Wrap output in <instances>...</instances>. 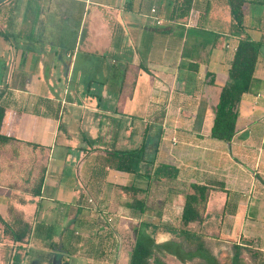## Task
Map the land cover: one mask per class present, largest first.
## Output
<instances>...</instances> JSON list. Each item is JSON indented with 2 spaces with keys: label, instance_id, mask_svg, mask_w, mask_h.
<instances>
[{
  "label": "crops",
  "instance_id": "obj_1",
  "mask_svg": "<svg viewBox=\"0 0 264 264\" xmlns=\"http://www.w3.org/2000/svg\"><path fill=\"white\" fill-rule=\"evenodd\" d=\"M176 2L0 0L1 132L43 146L44 156L26 154L46 165L38 196L0 184L1 216L12 205L32 225L25 243L0 225V264L3 251H24L26 264H50L63 252L119 264L115 251H125L128 264L139 224L172 221L176 208L180 223L193 183L211 187L197 229L206 248L239 245L244 262L264 264V0H245L241 33L227 0H192L183 18L171 16ZM242 37L260 44L257 82L242 95L225 142L210 131ZM144 135L145 159L177 174L152 179L146 192L123 190L146 181L106 166V152L137 147ZM84 196L114 215L120 245Z\"/></svg>",
  "mask_w": 264,
  "mask_h": 264
},
{
  "label": "trees",
  "instance_id": "obj_2",
  "mask_svg": "<svg viewBox=\"0 0 264 264\" xmlns=\"http://www.w3.org/2000/svg\"><path fill=\"white\" fill-rule=\"evenodd\" d=\"M230 8L232 27L236 33L243 31V6L245 0H227ZM192 0H177L172 10V15L176 18H183L188 15ZM260 44L247 37H242L235 49L228 74L224 85L221 87L219 99L214 109L213 124L210 131V137L230 142L236 132V120L238 116V106L242 95L253 90L257 80L253 76L257 58L259 55ZM5 115V108L0 105V184L7 185L14 190L27 192L32 196L40 195L41 186L45 172V157L31 156L27 149H38L42 156L45 154V148L32 142H23L13 136L5 135L1 132V125ZM147 137V136H146ZM146 137L144 135L139 146L134 148H111L106 152V166L121 172H127L134 175L137 179H144L146 187L144 189L131 186L124 187L123 190L131 188L135 192H146L148 184L152 179L166 176L175 177L177 169L169 165L160 164L153 167L145 159ZM145 168L142 169V164ZM7 171L8 173H5ZM192 193L186 194L180 216L179 227H168L167 232L177 235L192 245L185 254L189 258L200 256L208 261L213 260L207 256L206 248L201 234L191 229L194 223H201L206 209L208 193L211 187L206 185L191 184ZM140 211H144V203L136 201ZM131 205V203L129 204ZM0 225L2 234L7 236L14 243H25L32 232V225L26 221L21 211L15 209L12 205L8 207V217L4 218L0 214ZM40 226V223L34 226L33 231ZM146 228H152L150 233L154 232L156 225L141 222L136 229L134 240L131 246L128 264H166L159 256L157 251L160 248H168L169 244L178 247L172 242L155 243L151 235L144 231ZM180 255L179 252L174 251ZM209 258V259H208ZM232 264H244L241 258V247L233 245ZM212 263V262H211ZM12 264H20L18 254L13 255Z\"/></svg>",
  "mask_w": 264,
  "mask_h": 264
},
{
  "label": "rangeland",
  "instance_id": "obj_3",
  "mask_svg": "<svg viewBox=\"0 0 264 264\" xmlns=\"http://www.w3.org/2000/svg\"><path fill=\"white\" fill-rule=\"evenodd\" d=\"M0 41H1L2 45L5 44V42H6V40L1 36H0ZM177 211H179V208H176L174 213H172V221L164 220L162 223L157 224L156 228L154 229L155 230L154 232H156V233L160 232L162 234V237H170V239L168 241L162 242V243L172 242V243H176L179 245L178 247H176L174 245L169 244L168 248L163 247V248H160L157 250V251H160L158 254L165 261L166 264H232L231 257H232L233 251H231L232 249H230L229 247L226 249H223L222 251H211V250H209L210 249L209 248L207 256H209V258L210 257L213 258V260H211V261H208L205 258H202L200 256H195L193 258H189L187 256V254H185V252L189 248L192 249V245L190 246L188 243H186L183 240V238H181L177 235H174L172 233L168 234V232L166 231V229L168 227H179L180 226V223L177 221V215H178ZM115 227H117V226H115ZM124 227H127V225L125 224ZM127 228H129V226ZM191 229L194 231H197L198 224H195V226L191 227ZM151 230H152V228L144 229V231L147 235H151V233H150ZM131 233H133L132 229H131ZM174 251L179 252L180 255L175 254ZM14 252L19 255L20 264H26V257L24 255V251H14ZM66 252H69L71 254L77 253V251H66ZM120 252H119L120 256H118L119 259L117 258V260L119 262H121L119 264H123L124 263L123 261H125V259L127 258L126 257L127 253H125V251H123V254L121 253L122 254L121 255ZM63 253H64L63 259L57 257L56 254L51 255L50 264H87L88 259H86V257H84V256H81V255L66 256L65 252H63ZM12 255L13 254H10L9 251H3V264H12V259H13ZM244 264H247V263L244 262Z\"/></svg>",
  "mask_w": 264,
  "mask_h": 264
},
{
  "label": "built area",
  "instance_id": "obj_4",
  "mask_svg": "<svg viewBox=\"0 0 264 264\" xmlns=\"http://www.w3.org/2000/svg\"><path fill=\"white\" fill-rule=\"evenodd\" d=\"M152 12L155 11V9H151ZM157 24L160 23V21H156ZM172 143H176V138L172 137ZM84 204L87 208L92 209L93 211H95L96 213L101 212L102 216L104 217V228L105 230L109 231L112 233L113 236V240L120 245L121 244V238L117 232L116 229V222H115V218L114 215L110 214L107 209L105 208L104 205H100L98 202H96V200L92 197V196H84L83 198ZM98 211V212H97ZM116 258H118L119 256V251H115V255Z\"/></svg>",
  "mask_w": 264,
  "mask_h": 264
}]
</instances>
